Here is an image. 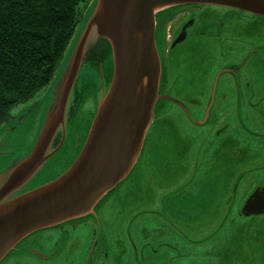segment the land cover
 <instances>
[{
  "label": "rangeland",
  "instance_id": "rangeland-1",
  "mask_svg": "<svg viewBox=\"0 0 264 264\" xmlns=\"http://www.w3.org/2000/svg\"><path fill=\"white\" fill-rule=\"evenodd\" d=\"M94 1L80 5L74 32L50 82L11 108V120L0 124L1 189L54 117L75 62L61 116L54 117L41 150L44 159L5 190L3 198L61 174L85 140L112 77L109 42L97 34L95 25L87 28ZM202 11H209L207 20L225 16L213 6ZM257 38L252 36V41L263 43L264 31ZM205 48L207 64L199 66V75L209 73L220 58L215 44ZM254 53L261 80L257 86L263 91L228 90L208 119L203 116L196 124L175 110L172 120L160 117L157 101L159 119L146 129L129 173L103 192L88 214L73 220V228V221H65L62 227L37 230L20 240L0 264H264V211L256 215L255 210H244L251 194L264 187V44ZM243 74L239 69L238 77ZM241 86L237 79V88ZM187 94L207 101V93ZM217 98L214 93L209 102ZM173 172L174 180L187 179L182 199H167Z\"/></svg>",
  "mask_w": 264,
  "mask_h": 264
},
{
  "label": "water",
  "instance_id": "water-1",
  "mask_svg": "<svg viewBox=\"0 0 264 264\" xmlns=\"http://www.w3.org/2000/svg\"><path fill=\"white\" fill-rule=\"evenodd\" d=\"M87 28L109 42L112 77L87 135L71 165L52 180L8 198L3 193L44 158L51 123L61 116L75 62L60 95L54 117L35 148L13 170L0 189V262L24 237L88 214L94 201L122 180L140 152L158 97L160 62L154 42L156 4H215L264 14V0H95ZM165 9V8H164ZM163 10V9H162ZM159 11V10H158ZM161 11V10H160ZM138 38L130 48L132 32ZM55 124V123H54ZM34 253L42 255L39 251Z\"/></svg>",
  "mask_w": 264,
  "mask_h": 264
},
{
  "label": "flooded vegetation",
  "instance_id": "flooded-vegetation-1",
  "mask_svg": "<svg viewBox=\"0 0 264 264\" xmlns=\"http://www.w3.org/2000/svg\"><path fill=\"white\" fill-rule=\"evenodd\" d=\"M205 6L220 9L225 16H220L219 19L215 20H207L208 17L205 14L209 11H202ZM227 17L234 21L227 20ZM263 18L264 14L215 4L171 6L157 12L155 14L154 42L160 62L157 87L158 94H162L157 100H160L162 105L158 106L161 111L160 117H170L171 112L175 110L185 120L196 124L199 121L197 119H201L203 116L205 120L208 119L211 108L214 105L219 107L221 100L228 94V90H231V93L240 91L243 94L263 91L261 86H257L261 80L257 63L252 56L264 44L262 41L260 43L252 41L254 35L258 37L257 41L260 40V33L264 31ZM239 30L245 31L247 35H241ZM207 44L216 45L220 58L215 59L209 73L205 70L204 75H199V66L207 64L205 54V45ZM208 51L209 49L206 53ZM239 69L244 74L238 77ZM223 74L226 77L224 81L219 82ZM237 79L242 85L241 89L237 88ZM196 80H198V84L194 83ZM222 87L226 92L219 94V89ZM187 93H207V101H200ZM214 93L216 98L218 95L217 100L209 102ZM155 108L154 106L149 126L153 120L155 122L159 119L156 116ZM189 108L194 111H189ZM231 109H235V107L231 105ZM195 115L198 117L195 118ZM222 115L225 116L224 113L219 114V116ZM174 176L173 172V180L166 190L167 199H170L171 196L173 199H182L185 196L187 179L185 180L182 176L181 179L174 180ZM247 206L244 209L248 211L247 214L252 210L257 211L256 213L253 212L256 215L259 214V211H264V187L256 189L251 194ZM73 220L75 219L69 221ZM75 222H71V228L75 226ZM58 226L62 227L63 223L55 227Z\"/></svg>",
  "mask_w": 264,
  "mask_h": 264
},
{
  "label": "trees",
  "instance_id": "trees-1",
  "mask_svg": "<svg viewBox=\"0 0 264 264\" xmlns=\"http://www.w3.org/2000/svg\"><path fill=\"white\" fill-rule=\"evenodd\" d=\"M88 0H0V124L51 80Z\"/></svg>",
  "mask_w": 264,
  "mask_h": 264
},
{
  "label": "bare ground",
  "instance_id": "bare-ground-1",
  "mask_svg": "<svg viewBox=\"0 0 264 264\" xmlns=\"http://www.w3.org/2000/svg\"><path fill=\"white\" fill-rule=\"evenodd\" d=\"M164 8H166V7H163L162 4H156V5L154 6V10H156L157 12H160V10H162V9H164ZM158 10H159V11H158ZM138 35H139L138 30L135 29V30L132 32V37H131V40H130V48L133 46V44H135V41H136V39L138 38Z\"/></svg>",
  "mask_w": 264,
  "mask_h": 264
}]
</instances>
